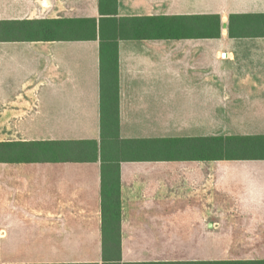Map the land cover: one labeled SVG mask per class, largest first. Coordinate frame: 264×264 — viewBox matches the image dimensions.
<instances>
[{"label": "crops", "instance_id": "crops-1", "mask_svg": "<svg viewBox=\"0 0 264 264\" xmlns=\"http://www.w3.org/2000/svg\"><path fill=\"white\" fill-rule=\"evenodd\" d=\"M208 14L220 18L218 37L201 27ZM246 14H264V0H0V34L52 26L38 40L0 41V142L42 152L0 161V264H112L102 247L113 175L102 172L101 72L102 41L114 34L119 138L137 141L118 168L117 264L206 261L174 245H205L211 225L227 243L260 245L216 260H264V152L205 160L166 147L207 136L264 147V36L229 29L230 15ZM160 17L187 27L160 37ZM82 141L92 160L63 155Z\"/></svg>", "mask_w": 264, "mask_h": 264}, {"label": "trees", "instance_id": "trees-1", "mask_svg": "<svg viewBox=\"0 0 264 264\" xmlns=\"http://www.w3.org/2000/svg\"><path fill=\"white\" fill-rule=\"evenodd\" d=\"M113 11L110 14H116V5H113ZM100 11L103 13V5L100 3ZM205 23L201 22V27L206 29L208 38L218 37L221 27L220 18L218 15H206ZM166 17H160L157 27L162 30L163 34L160 37L168 36V31L171 29H179L187 27V25H179L172 21L166 20ZM113 20V26H118L117 20ZM198 27L197 23H191L190 27ZM51 22H29L24 30L19 27L15 28L17 32L13 35L0 34V41L5 40H38L44 38L46 31L51 29ZM236 33L254 34L253 36H264V14H246V15H230L229 29L230 34L233 29ZM6 30V29H5ZM56 36V35H52ZM84 36V35H83ZM82 35H78L80 38ZM184 35H174L178 38ZM117 34L112 38L102 41V45H107L109 53L106 57H102V63L106 64L102 68L101 75V101H102V145L101 159L102 172H111L113 179L109 182V189L102 193V215H103V232L104 240L103 260L110 261L112 264H117L120 260V190L118 185V168L120 161L128 160L135 157L127 151L136 145L137 141L123 140L119 138L118 127V80H117ZM174 139L173 144L167 148L172 150V155L175 157H191L205 160L222 159L225 157L247 158L256 156L258 152H264L262 144L248 142L243 138L236 136H207L204 139ZM90 142L82 141L73 147V153L63 154L64 156L74 158L79 161L92 160L94 156L90 155ZM38 143L28 142H0V161L14 160H30L42 155L41 148ZM47 153L49 147L43 148ZM59 149V148H57ZM164 149H166L164 147ZM65 150V149H64ZM63 150V151H64ZM167 154H160L159 157H166ZM114 176L117 179H114ZM106 233L108 237L106 236ZM147 264V263H144ZM150 264V263H148ZM151 264H264V260H216L208 259L206 261H185V262H163Z\"/></svg>", "mask_w": 264, "mask_h": 264}, {"label": "rangeland", "instance_id": "rangeland-1", "mask_svg": "<svg viewBox=\"0 0 264 264\" xmlns=\"http://www.w3.org/2000/svg\"><path fill=\"white\" fill-rule=\"evenodd\" d=\"M248 5L246 4H234L230 5L231 8L235 10H248ZM213 124V123H212ZM214 131V127H208L207 134H216ZM208 220L213 221V216L209 217ZM226 238H219L216 236L214 225L207 227V240L205 245H198L195 243L190 244H179L174 245L180 250L183 249L185 251L186 256H200L206 257L207 259H216L222 257H232L236 256L240 249L248 250L250 248L252 250L255 246L260 245H251V244H237V243H227L225 242ZM204 246V248H203Z\"/></svg>", "mask_w": 264, "mask_h": 264}, {"label": "water", "instance_id": "water-1", "mask_svg": "<svg viewBox=\"0 0 264 264\" xmlns=\"http://www.w3.org/2000/svg\"><path fill=\"white\" fill-rule=\"evenodd\" d=\"M222 25H223V27H226V23H223Z\"/></svg>", "mask_w": 264, "mask_h": 264}]
</instances>
